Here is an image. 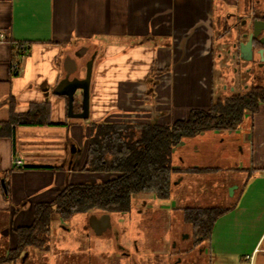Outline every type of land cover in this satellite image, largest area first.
<instances>
[{
	"label": "crops",
	"instance_id": "obj_1",
	"mask_svg": "<svg viewBox=\"0 0 264 264\" xmlns=\"http://www.w3.org/2000/svg\"><path fill=\"white\" fill-rule=\"evenodd\" d=\"M247 7L264 12V0H0V254L16 248L17 229L33 224L37 205L66 186L105 180L84 171L93 123L171 125L208 111L215 28L224 39L229 17ZM68 57L78 68L70 79H85L93 60L86 119L76 116L82 90L75 116L68 96L55 92ZM39 105L48 106L41 124L10 122ZM245 116L249 180L213 225L212 264H264V104ZM178 161L176 149L175 169Z\"/></svg>",
	"mask_w": 264,
	"mask_h": 264
},
{
	"label": "rangeland",
	"instance_id": "obj_2",
	"mask_svg": "<svg viewBox=\"0 0 264 264\" xmlns=\"http://www.w3.org/2000/svg\"><path fill=\"white\" fill-rule=\"evenodd\" d=\"M229 18L231 24L227 28L236 30L238 21L244 17ZM220 28H215L214 75L220 66L224 72L218 82L220 88L213 89L212 104L221 98L225 100L236 81L234 65L217 62V55L224 57L228 48L235 53L232 44L237 42V36L231 33L222 39L218 36ZM208 84L211 85L209 81ZM222 85L227 87L225 91L220 90ZM199 86L206 89L205 85ZM247 118L232 130H210L182 141L176 148L182 161L176 162L179 167L172 176L169 198L134 195L131 211L110 214L113 228L100 237L90 226L95 214L82 212L68 221L55 214L50 222L46 250L32 246L20 252L10 249L0 254V264H212L210 238L195 232L190 216L203 208L222 209L239 203L251 166L250 145L244 133L248 132ZM103 214L106 213H96ZM115 235L119 236L124 250L134 256L135 263L115 247L117 243L112 240Z\"/></svg>",
	"mask_w": 264,
	"mask_h": 264
},
{
	"label": "trees",
	"instance_id": "obj_3",
	"mask_svg": "<svg viewBox=\"0 0 264 264\" xmlns=\"http://www.w3.org/2000/svg\"><path fill=\"white\" fill-rule=\"evenodd\" d=\"M264 104V89L254 96H231L213 104L208 111L194 110L186 119L171 125L140 123H93L88 139L84 171L107 175L104 181L66 186L54 201L36 206L30 227L17 229V251L27 247L46 250L50 222L57 214L63 221L77 214H126L134 195L157 199L170 197L173 157L182 141L210 130H232L246 112L255 113ZM29 116L12 115L16 125L41 124L47 105H39ZM229 208H203L190 216L196 233L210 238L215 221Z\"/></svg>",
	"mask_w": 264,
	"mask_h": 264
},
{
	"label": "flooded vegetation",
	"instance_id": "obj_4",
	"mask_svg": "<svg viewBox=\"0 0 264 264\" xmlns=\"http://www.w3.org/2000/svg\"><path fill=\"white\" fill-rule=\"evenodd\" d=\"M247 8V13L243 16L244 18H241L240 21H238L239 28L236 30L233 28H228L229 32H233L235 33V36H237V42H234L232 44V48H234L236 52L233 53L231 52L232 50L228 48L226 50L227 54L221 58L220 63L222 64V62H226L227 64L228 62V64L232 63L234 65L233 73L236 81L234 83L235 85L232 86V93L227 95L225 98L231 96L252 97L254 95L259 94L264 89V30H262L257 37L253 38L251 57L249 56V54L242 53L240 51V43H246L249 40V35L253 33L254 20L258 19L264 21V15H259L258 13L254 12L253 9H250L249 7ZM261 50L263 51V53H261ZM223 72L224 70L221 69L220 66L219 70H217V75L214 77L215 80L213 81V84L214 87H217L218 89L220 88L218 87V82L220 79H222ZM226 89L227 87L225 85H222V89L220 90L225 91ZM239 89H242L243 91ZM220 100L223 101L222 98ZM112 228L113 223L111 219V227L108 228L103 233V235ZM112 240L114 241V243H117V246L115 245V247L121 251V254L130 256V253L124 250V247L122 246L121 241L119 240V236L117 237L115 235ZM130 258L132 262L135 263L134 256H130Z\"/></svg>",
	"mask_w": 264,
	"mask_h": 264
},
{
	"label": "water",
	"instance_id": "obj_5",
	"mask_svg": "<svg viewBox=\"0 0 264 264\" xmlns=\"http://www.w3.org/2000/svg\"><path fill=\"white\" fill-rule=\"evenodd\" d=\"M264 30V21L263 20H254L253 22V33L249 35V40L245 43H240V51L242 53L249 54L251 57L252 55V41L254 37H257L260 32ZM261 53L263 51L261 50ZM93 60H91L86 68V78L81 80L77 77L70 79L72 75H74L77 71V63L74 59L68 57L65 60L64 67L66 71V76L63 81L60 82V84L57 86L55 92L59 94H66L69 98V115H72L73 111V105H74V97L78 90H82L83 93V102H82V108L83 112L78 116L79 118L86 119L89 116V99H90V82L92 78V66ZM234 192H232L233 194ZM90 226L95 235L102 236L103 233L111 227V215L110 214H103L101 217H98L97 215H92L90 219Z\"/></svg>",
	"mask_w": 264,
	"mask_h": 264
},
{
	"label": "built area",
	"instance_id": "obj_6",
	"mask_svg": "<svg viewBox=\"0 0 264 264\" xmlns=\"http://www.w3.org/2000/svg\"><path fill=\"white\" fill-rule=\"evenodd\" d=\"M6 39V36H5V34H0V41L1 40H5ZM17 68V65H14V69H16ZM14 164L16 165V166H18V167H21V166H23L24 165V162H23V160L22 159H20V158H16V159H14ZM263 177H264V175H263Z\"/></svg>",
	"mask_w": 264,
	"mask_h": 264
}]
</instances>
